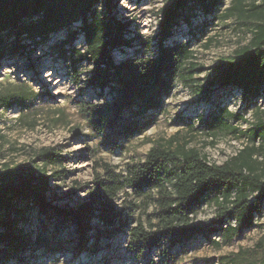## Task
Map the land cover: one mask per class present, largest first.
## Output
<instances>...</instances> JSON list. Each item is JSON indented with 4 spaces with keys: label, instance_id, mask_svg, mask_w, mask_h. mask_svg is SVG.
<instances>
[{
    "label": "rangeland",
    "instance_id": "374dc122",
    "mask_svg": "<svg viewBox=\"0 0 264 264\" xmlns=\"http://www.w3.org/2000/svg\"><path fill=\"white\" fill-rule=\"evenodd\" d=\"M114 1L112 14L129 22L126 34L132 45L138 53L153 55L158 9L171 0ZM215 2L208 11L190 2L183 12L186 19L179 20L166 41L181 42L192 50L196 68L191 85L176 79L161 105L146 113L129 110L114 116L110 108L113 90L100 91L90 85L91 65L81 59L72 65L61 52L68 47L84 51L82 34L63 48L59 43L66 38L64 31L37 45L23 38L26 54L13 56L8 48L14 38L4 35L0 96L11 104L0 107V186L15 181L21 170L44 172L50 176L47 201L61 209H76L90 200L95 179L106 178L107 170L124 179L154 146L194 149L208 162L221 164L253 145L257 173L264 177V139L252 136L264 124V95L253 98L231 87L196 91L207 83L206 77L211 80L217 64L247 44L256 23L248 12L244 16L226 13L233 0ZM243 2L246 10L252 4L264 6V0ZM96 8L104 13L102 3ZM79 26L80 22L73 24V28ZM137 35L151 40L150 52L139 46ZM132 52L133 48L118 49L113 56L119 61ZM224 108L237 118L223 116L226 125L219 128L215 120ZM138 123L141 127H133ZM155 200V190L137 194L126 186L104 207L94 205L116 217L115 228H107L93 217L81 239L72 223L58 227L55 234L56 226L48 225L50 241L44 249L36 248V234L46 219L36 209L29 210L22 226L29 235L27 249L19 261L5 263L0 244V264H264V201L262 213L254 215L252 225L227 243L219 232H212L176 244L162 240L135 247L130 244L129 229L141 224L150 230ZM220 207L223 204L209 194L194 209L193 222L212 225L223 210Z\"/></svg>",
    "mask_w": 264,
    "mask_h": 264
},
{
    "label": "trees",
    "instance_id": "16d2710c",
    "mask_svg": "<svg viewBox=\"0 0 264 264\" xmlns=\"http://www.w3.org/2000/svg\"><path fill=\"white\" fill-rule=\"evenodd\" d=\"M243 1L233 0L226 13L244 16L248 12L256 22L251 37L232 57L225 58L213 68L211 80L206 77L207 83L195 88L198 93L215 87H231L253 98L264 95V6L252 4L246 10ZM190 2L206 11L216 3L215 0H171L163 4L158 9L156 52L147 55L138 53L132 45V38L127 36L129 22L112 14L116 7L114 0H0V47L6 45L4 35L13 36L9 55H23L28 48L21 43L23 38L37 45L50 35L64 31L66 38L59 43V48H63L82 34L84 51L68 47L61 52L67 54L72 65L80 59L91 65L90 85L100 91L113 90L110 108L114 116L129 110L146 113L161 105L162 97L170 92L176 79L191 85L196 68L192 50L181 42L166 44L179 20L186 19L183 12ZM100 3L104 13L96 8ZM76 22H80V26L73 28ZM135 40L145 52H150V39L137 35ZM125 48H133L132 54L116 61L114 51ZM3 57L0 50V58ZM10 104L9 99L0 96V107ZM223 116L237 118L224 108L222 115L215 120L216 127L226 125ZM141 125L138 123L133 127ZM258 128L254 129L253 138L264 139V124ZM256 150L253 145L247 146L225 162L215 164L194 149L154 146L142 162L128 170L124 179L108 170L106 178L95 179L89 193L90 200L70 210L47 201L50 176L35 170H21L15 181L0 186L2 260L5 263L19 261L27 249L29 235L22 226L32 209L46 219L36 234V248L44 249L49 245L48 225L56 226L55 234L58 227L72 223L81 239L90 229L93 217L105 227L115 228L116 217L104 208L97 210L94 205L98 203L104 207L126 186L137 194L146 189L156 192L154 222L150 223V230H145L141 224L130 228L131 245L145 248L162 240L176 244L212 232H219L223 242L227 243L252 225L255 214L262 213L264 177L257 173L253 158ZM211 193L219 204H223L220 207L223 210L218 211L210 226L194 223V209ZM250 194H254L253 200Z\"/></svg>",
    "mask_w": 264,
    "mask_h": 264
}]
</instances>
